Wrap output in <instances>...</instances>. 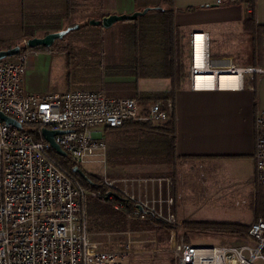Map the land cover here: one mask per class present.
I'll return each instance as SVG.
<instances>
[{"label":"built area","instance_id":"built-area-1","mask_svg":"<svg viewBox=\"0 0 264 264\" xmlns=\"http://www.w3.org/2000/svg\"><path fill=\"white\" fill-rule=\"evenodd\" d=\"M221 2L216 0V4ZM208 46L206 32L190 34L187 78L193 91L221 88L219 77L223 75H235V88L242 87L245 77L264 73L252 65L215 67ZM25 58L0 60V111L22 126L17 129L0 119V264H128L137 243L132 232L110 233L112 240L105 246L103 241H91L87 214L99 196L75 183L50 159V145L42 138L41 129L65 131L54 140L80 163L105 151L106 143L98 136L100 127L116 129L128 121L162 123L173 113V101L166 98L143 106L135 97L101 90L28 93L22 84ZM210 81L211 86L207 85ZM25 125L38 126L42 139L34 140L28 131H22ZM254 179L264 186V109L255 117ZM105 184L113 186L110 180ZM171 189L167 179L165 210L149 205L145 196L138 203L176 224ZM121 206L118 202L111 208ZM248 235L254 245L246 241L206 246L181 235L173 247L174 264H264V222H252Z\"/></svg>","mask_w":264,"mask_h":264},{"label":"crops","instance_id":"crops-1","mask_svg":"<svg viewBox=\"0 0 264 264\" xmlns=\"http://www.w3.org/2000/svg\"><path fill=\"white\" fill-rule=\"evenodd\" d=\"M122 1H131L132 10L134 11L142 10V8L148 6H150L148 8L156 7L162 3L161 0H142L140 4L136 0H75V3H77L74 5L75 12L69 18L63 11L62 0H0V3H24L28 12H30V17L34 20L37 17L46 20L56 18L54 19L55 22L65 23L82 13L91 15L90 17L94 21H100L103 17L114 14L116 11L109 4H106V8H103L104 12L99 10V6L104 5V3H122ZM45 3H51L52 5L49 13L45 11L46 5L44 11L40 10L41 5ZM173 3L175 8L174 20L187 35L188 50L190 34L206 32L209 37V58L213 66L225 67L235 63L252 65L264 70V0H254L253 14L257 28L252 31H245L242 25L246 12H248L244 2L222 0L220 4H216V0H173ZM18 8L20 10L19 6ZM34 20L31 22H36ZM46 20L42 23H45ZM125 22L127 24L130 21ZM58 28L61 30L64 26ZM220 28L227 37V49L229 51L212 55L210 37ZM97 42H99L97 47H101L100 50L109 47L107 43H103L101 40ZM93 44L95 43H91L92 47H95ZM107 53L108 51H106ZM81 56L77 78L73 83L70 82L69 90H101L109 94L113 93L112 95H123L122 97L131 95L138 101L143 98L157 96L170 98L174 107L171 115H174L176 123V155L197 156L194 160L183 164H179V161L176 162L175 168H177L178 176L174 180L171 177V172L169 173V165L163 160L169 142L168 139L154 132H149L151 127H156L166 121L156 124L128 121L122 127L116 129L100 127L98 136L106 143L105 151L96 152L94 155L85 157L80 164L83 168H99L98 165L101 164L106 166L104 164L108 160L115 161L116 163L113 162L109 169L106 167L109 174L108 179L113 182V186L110 188L124 194L126 197L132 195L136 200L145 196L149 205H159L161 209L165 210L163 200L167 194L166 180L170 179L172 183V213L178 219L189 220V214H184L183 217L178 216L179 199L182 200L190 195H195L199 200H204L206 192H212L213 194L215 192L210 187L209 191L207 188L201 187L198 189L196 186H189L194 185L193 178L194 181H199V179L196 180L197 172L192 176V166L206 167L211 165L219 168L221 164H235L246 169L249 168L246 173L248 175V181L246 182L253 180L255 117L260 110L264 109V73H256L245 77L242 87H221L203 91L191 90L189 80L186 78L185 83L171 96L169 92L163 93L166 83L163 84L159 79H145L144 81L135 82L132 78L107 76L103 73V65L101 71H97L96 67H93L97 64L96 62L101 61L102 55L99 58L93 56L92 53L87 56L82 54ZM96 72H99V75H96ZM22 84L26 92L37 93L27 89L24 83ZM66 89L61 91H67ZM105 131H107L108 136L105 135ZM126 147L130 150L127 151ZM134 147H137V150ZM121 148H124L126 153L129 151L130 153H138L134 157L124 156L122 159H125V161L136 159L148 163L145 165L118 164L117 161L120 159L115 154ZM154 154L158 155L156 157L150 156ZM138 166L144 169V174L141 176L124 177L118 173L119 168ZM250 169L252 172H250ZM227 177L223 173L216 181L219 182L220 178L226 180ZM231 178L234 179L233 176ZM200 181H206V176L202 174ZM211 183H215V179H212ZM244 185L245 182H238L235 185L234 181L230 186L231 188L228 191L225 190V194H234L235 189L243 191ZM198 190H201V192ZM249 194L250 190L245 189V196L248 197ZM246 197H244V201L248 200ZM218 199H221V197L219 196ZM92 204L95 208L91 207ZM102 205L108 208L105 202L93 200L88 212L104 210ZM113 232L115 231L90 233L91 235H100L103 238L100 241H103L105 246L112 239L109 234ZM136 246H139V244H136Z\"/></svg>","mask_w":264,"mask_h":264},{"label":"rangeland","instance_id":"rangeland-1","mask_svg":"<svg viewBox=\"0 0 264 264\" xmlns=\"http://www.w3.org/2000/svg\"><path fill=\"white\" fill-rule=\"evenodd\" d=\"M131 1H122V3H104V5L99 6V10L103 11V8H106V4L113 7V10L116 11L117 15L121 14H132L135 12L132 10V3ZM155 4V3H154ZM46 5V6H45ZM44 6L46 7L45 11L47 13L51 10V3H45L41 5L40 10L44 11ZM150 7V6H148ZM145 8V7H144ZM142 8V9H144ZM104 12V11H103ZM155 10H150L147 12V17L144 19L147 23V33H148V45L150 47V53L152 58H157L159 56V52L157 51V42L159 40L158 35V18L155 14ZM25 15L26 21H33L34 18L30 17V12L26 5H24L23 12ZM19 16V8L17 3H0V38L6 39L10 42L11 45L24 46L26 41L25 38L22 36V33L16 27V21ZM91 15L81 14L78 15L69 22L59 23V27L64 26V28L68 27H75L72 28L63 38L56 40L49 46V50L45 52H35L32 49L27 51L25 54V72L24 78L22 83L25 84L27 89H31L37 93H47L53 91H61L65 89V67L63 65V61H65L64 51L66 49H60L63 47H71L76 50V53L81 56L82 54L89 55L92 53L93 56L99 58L102 55L101 63L96 62L97 64L93 65L96 67L97 71H101V66H105V64L111 63H121L127 60V48H126V41L123 37H121V32L125 29V21H118L112 24L110 27L105 28L101 24L99 25H92L90 21L92 20ZM74 19V22L72 23ZM40 20L41 22L45 21L41 17H37L34 21ZM38 31L36 32L39 37L43 36L45 32V27L41 26V24H35ZM62 28V29H64ZM103 43H107L109 47H105V50H100L101 47H97V41ZM91 43L93 44L92 47ZM228 42L225 33L222 29H217L210 37V51L213 54L218 52H228L227 49ZM14 47V46H13ZM60 47V48H59ZM90 47V48H89ZM106 51L108 53L106 54ZM82 57V56H81ZM75 59V57H72ZM70 58V60H72ZM17 55H13L10 57H6L3 60L5 61H15L17 60ZM101 64V65H100ZM96 75H99V72H96ZM109 94V93H108ZM113 94V93H112ZM110 94V95H112ZM120 94H116L113 96H117ZM121 95L120 97H122ZM125 97H132L131 95H126ZM105 135L108 136L107 131H105ZM130 148L126 147L128 151ZM137 150V147H134ZM128 153V154H127ZM124 152V148H121L119 152L115 154L120 160L117 161L118 164H133V165H145L148 162L146 161H139V160H126L122 159L124 156H137L138 153H130ZM158 154L150 155L151 157H156ZM115 161L106 162V166L98 165L99 168H88L85 167L84 169L89 173H93L98 177H102L105 180L108 179V169L111 167ZM116 163V162H115ZM108 165V166H107ZM103 166V167H102ZM143 167H130V168H119L118 173L124 177H135L141 176L144 174ZM247 170V171H246ZM249 171V168H243L241 166L235 164H225L220 165V167H212L211 165L206 167H196L192 166V176L195 175L197 172L196 180L199 179L198 182L192 179L194 185L189 186H196L198 189L203 187L204 189L209 187L215 190L214 194L212 192H206L204 200H199L198 197L195 195H190L186 199H179L178 203V216L183 217L184 214H189V220L192 221H211V220H226L230 222H238V223H247L251 221V209L249 206L250 201V194L248 197L245 196V189L252 190L255 188V184H258L254 179V166H253V180L250 182L248 181V175L246 174ZM250 172L251 169H250ZM223 173L228 176L226 180H218L219 176ZM206 176V181H200L201 176ZM234 177V179L231 178ZM251 176V177H252ZM215 179V183H211V180ZM232 179V180H231ZM210 181V183H208ZM235 181V185L238 182H245L244 190L239 191L235 189V193H229L228 195L225 194V190L228 191L231 188V184ZM259 185V184H258ZM201 192V190H198ZM210 191V190H209ZM210 193V194H209ZM196 194V193H195ZM201 194V193H198ZM209 195V196H208ZM215 198H214V197ZM221 199H218V197ZM190 197V198H189ZM244 197L248 200L244 201ZM129 198V197H127ZM131 199V198H130ZM139 202L136 199H132ZM139 204V203H138ZM141 205V204H139ZM101 206V204H100ZM103 206V205H102ZM142 208H146L141 205ZM95 208V206H91ZM105 209H112L110 206ZM148 209V208H146ZM103 210V209H100ZM149 210V209H148ZM150 211V210H149ZM152 212V211H151ZM176 220V229L172 232H163V231H142V230H121L122 232L131 231L133 238L136 240V244L139 246L134 245L133 251L130 254V259L128 264H174V254H173V247L175 241L183 235L185 237V230L181 227L182 222L184 220L178 219L175 217ZM220 218V219H219ZM186 235L188 236L189 240L193 244L199 245H206V246H213V245H220L223 242L230 243V244H240L242 242L241 239L227 235V234H220V233H210L204 231H187ZM125 237V235H122ZM103 239L100 235H91V241H100ZM112 240V239H110ZM249 244L254 245L252 240L247 241Z\"/></svg>","mask_w":264,"mask_h":264},{"label":"trees","instance_id":"trees-1","mask_svg":"<svg viewBox=\"0 0 264 264\" xmlns=\"http://www.w3.org/2000/svg\"><path fill=\"white\" fill-rule=\"evenodd\" d=\"M142 0H136L138 4ZM244 2L248 8V12L243 19L242 25L245 31H252L257 28L255 24V17L253 14L254 0H238ZM161 4L156 7H151L149 10H155V14L158 18L159 25L158 35L159 40L157 42V51L159 56L152 58L150 53V47L148 45V33L147 23L145 18L147 13L143 16H139L136 19L127 22L125 29L120 33L126 41L127 48V60L125 62L105 65L103 67V73L107 76L115 77H127L132 78L135 82L145 79H159L164 85V92H169L171 96L179 89L186 81L188 74V45L186 33L175 23L174 15L175 8L173 0H161ZM63 11L69 18L73 12H75V0H62ZM20 7V14L16 21L17 29L22 33L25 41L32 37H39L37 35V29L34 28L35 24H41L45 27L43 36L47 33L59 31V22H55L51 18L46 20L45 23L40 21L31 22L26 21L24 10V3H17ZM60 19V18H59ZM16 45H11L6 39L0 38V50L8 49ZM60 48V47H59ZM66 49L65 55V88L69 90L70 82L73 83L77 78L78 64L80 63V56L76 53V50L71 47H63L60 49ZM45 52L50 48L47 46H37L29 48L26 46L20 47V51L17 57L25 54L29 50ZM72 57H75L72 58ZM72 58V60H70ZM136 86V85H135ZM167 97H152L143 98L139 100V103L146 106L150 103H154L157 100H164ZM39 127L36 125H25L22 131H28L34 140H41L39 134ZM149 132H154L157 135L166 137L168 144L164 153L163 160L169 165V173L175 180L178 176V171L175 168L176 162L179 164L189 162L197 158V156H178L175 151L176 141V123L174 115H171L169 119L156 127H151ZM50 159L66 171L74 180L75 183L87 188L90 191L95 192L99 196V200L105 202L108 206H115L118 202L122 203L121 207L116 209H105L90 211L87 214L88 230L90 232H107V231H121V230H153L172 232L176 229V225L167 222L166 220L158 217L153 212L146 208L139 209L138 203L130 198H127L124 194L109 188L104 181V178L98 177L91 173H88L82 165L71 156H60L55 150L49 148L47 150ZM201 158V157H200ZM79 167L86 178H83L79 173L73 171V167ZM255 188L250 190V209L251 221L247 223H238L230 221H192L184 220L182 222V228L187 231L197 232L204 231L210 233L227 234L241 239V241H249L251 237L248 235V230L252 222L262 220L264 222V186L256 183ZM110 195V197H108ZM185 232V239L189 240ZM264 254V247L262 249Z\"/></svg>","mask_w":264,"mask_h":264},{"label":"water","instance_id":"water-1","mask_svg":"<svg viewBox=\"0 0 264 264\" xmlns=\"http://www.w3.org/2000/svg\"><path fill=\"white\" fill-rule=\"evenodd\" d=\"M150 8L146 7L142 10H138L133 12L132 14H121V15H117V14H111V15H107L105 17H103L100 21H94L91 20L90 24L92 25H99L101 24L103 27L108 28L110 27L112 24H114L115 22L118 21H131L136 19L139 16H143L144 14H146L149 11ZM72 28L75 27H68V28H64L61 29L59 31H54V32H50L47 33L46 35L42 36V37H32L26 40V46L29 48H34L37 46H47L49 47L50 45H52V43L55 40L61 39L63 38L70 30H72ZM20 51V46H14L8 49H2L0 50V60L4 59L6 57H10L13 55L18 54ZM0 119L2 121H4L6 124H10L13 127L17 128V129H21L22 126L20 125V123H18L15 119L5 115L3 112L0 111ZM65 131H55V130H49L47 128H42L41 129V135L42 138L47 141L50 145V148H52L53 150H55L60 156H67V153L61 149V147L55 142L54 140V136L56 134H61L64 133ZM73 171L79 173L83 178H86L85 174L83 173V171L75 166L72 169ZM87 179V178H86ZM139 209L142 210V206L138 205Z\"/></svg>","mask_w":264,"mask_h":264},{"label":"bare ground","instance_id":"bare-ground-1","mask_svg":"<svg viewBox=\"0 0 264 264\" xmlns=\"http://www.w3.org/2000/svg\"><path fill=\"white\" fill-rule=\"evenodd\" d=\"M201 84H206L205 82H201ZM213 83L210 81L207 85L211 86ZM237 79L235 75H223L219 77V86L222 88H235L237 87Z\"/></svg>","mask_w":264,"mask_h":264},{"label":"flooded vegetation","instance_id":"flooded-vegetation-1","mask_svg":"<svg viewBox=\"0 0 264 264\" xmlns=\"http://www.w3.org/2000/svg\"><path fill=\"white\" fill-rule=\"evenodd\" d=\"M55 41H56V40H55ZM55 41H54V42H55Z\"/></svg>","mask_w":264,"mask_h":264}]
</instances>
